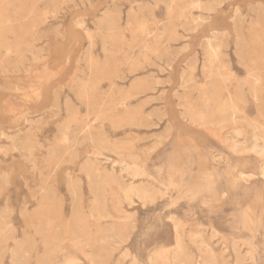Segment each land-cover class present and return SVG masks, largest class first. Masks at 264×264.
<instances>
[{
  "label": "rangeland",
  "instance_id": "374dc122",
  "mask_svg": "<svg viewBox=\"0 0 264 264\" xmlns=\"http://www.w3.org/2000/svg\"><path fill=\"white\" fill-rule=\"evenodd\" d=\"M243 118L264 0H0V264H264Z\"/></svg>",
  "mask_w": 264,
  "mask_h": 264
},
{
  "label": "bare ground",
  "instance_id": "6f19581e",
  "mask_svg": "<svg viewBox=\"0 0 264 264\" xmlns=\"http://www.w3.org/2000/svg\"><path fill=\"white\" fill-rule=\"evenodd\" d=\"M188 10V9H187ZM209 42V41H208ZM207 42V43H208ZM257 81V80H256ZM261 81V80H260ZM254 82V81H253ZM258 82V81H257ZM259 83V82H258ZM255 84V83H254ZM258 85V84H257ZM257 87H259V85L257 86ZM221 90V89H220ZM240 90V89H239ZM238 90V91H239ZM222 93V92H221ZM236 95V94H235ZM245 96V95H244ZM215 97V96H214ZM221 99V98H220ZM227 99L228 100H230V96H228L227 97ZM211 100L213 101V99L211 98ZM227 100V101H228ZM246 100V99H245ZM215 103V102H214ZM213 103V104H214ZM217 103V102H216ZM214 105H216V104H214ZM218 106V105H217ZM209 107V106H208ZM211 107H213V105L212 106H210V108ZM188 111V110H187ZM201 111V110H200ZM200 113V112H199ZM211 114V113H210ZM197 115V114H196ZM245 115V114H244ZM181 117V116H180ZM183 117H185V115L184 116H182V118ZM189 117V116H188ZM227 117V116H226ZM209 118V117H208ZM191 119V118H190ZM191 120H193V119H191ZM195 120V119H194ZM211 120V119H210ZM209 120V121H210ZM233 120V119H232ZM197 121H198V119H197ZM197 121H194V122H196V124H197ZM208 121V122H209ZM212 121L213 120H211L210 122L212 123ZM223 121H226V120H224L223 119ZM243 121H245L244 120V118H243ZM193 122V121H192ZM216 122V121H215ZM231 123V122H230ZM245 123H246V127L248 128V130L246 131V130H244L243 131V134H244V136H245V141H247V142H249L248 144H242V145H238V143L239 142H237V141H235V140H233L232 139V133L233 132H231L230 134H227V135H224V136H219V131L217 132V131H215V132H212V131H210L209 133H210V135H212V137L213 138H215V139H217V141L219 142V143H222L224 146H226L227 144H229L228 145V147H229V151H231V153H238V154H241V153H245V154H251V155H253V158L255 159L254 160V162H255V164H256V170H257V172H258V174L259 175H261V178L264 180V131H262V130H264V128L262 129V128H260L261 126H259V125H257V126H259V128L257 127V126H254V125H251V124H253V123H251V122H246L245 121ZM195 124V123H194ZM199 124V123H198ZM210 124V123H209ZM217 126H218V124L217 123H215ZM200 125V124H199ZM202 125V124H201ZM203 125H205V124H203ZM206 125H208L207 123H206ZM211 125V124H210ZM213 125V124H212ZM211 125V126H212ZM221 125H222V123H221ZM224 125H226V124H224ZM231 125V124H230ZM216 126V127H217ZM198 127V126H197ZM215 127V126H214ZM215 127V128H216ZM218 128V129H217ZM216 129L217 130H219L220 129V127H217ZM221 130V129H220ZM207 132V131H206ZM233 151V152H232ZM135 156V155H134ZM132 157V156H131ZM251 159H252V157H251ZM144 177V176H143ZM238 178V177H237ZM201 233V232H200ZM194 237V236H193ZM206 251H208V250H206ZM210 251V250H209ZM202 252H203V250H202ZM211 254V253H210ZM247 254V253H246ZM68 259V258H67ZM72 257H70L68 260H66L68 263L69 262H72ZM65 261V262H66ZM65 264V263H64Z\"/></svg>",
  "mask_w": 264,
  "mask_h": 264
}]
</instances>
